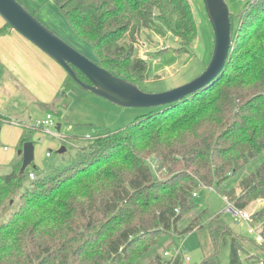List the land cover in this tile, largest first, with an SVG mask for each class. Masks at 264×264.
Wrapping results in <instances>:
<instances>
[{
    "label": "trees",
    "instance_id": "obj_1",
    "mask_svg": "<svg viewBox=\"0 0 264 264\" xmlns=\"http://www.w3.org/2000/svg\"><path fill=\"white\" fill-rule=\"evenodd\" d=\"M54 3L79 44L89 46V58L136 84L148 77L147 61L135 50L144 30L178 41L157 53H188L197 36L189 0ZM77 76L89 82L80 71ZM75 85L67 74L59 100ZM36 131L28 129L20 147ZM263 153L264 0H248L231 31L229 60L213 83L88 140L54 174L31 180L27 168L19 173L20 159L0 175V264H181L159 248L204 225L216 245L230 238V264H247L240 238L220 215L198 209L193 192L210 186L238 210L260 200L251 219L260 220L264 158L252 162ZM200 264H216L215 254Z\"/></svg>",
    "mask_w": 264,
    "mask_h": 264
},
{
    "label": "rangeland",
    "instance_id": "obj_2",
    "mask_svg": "<svg viewBox=\"0 0 264 264\" xmlns=\"http://www.w3.org/2000/svg\"><path fill=\"white\" fill-rule=\"evenodd\" d=\"M29 12L35 16L53 32L63 38L66 42L77 48L87 56L91 50L86 44H79L73 38V32L60 15L54 0H18ZM197 26V36L193 41L188 53L176 54L171 51L157 53L164 47H177L178 41L170 34L158 35L152 30H144L140 41L136 44V56L147 61L148 77L138 83L140 89L146 92H162L181 84H184L199 75L207 66L213 49V32L207 18L202 0H189ZM248 0H225L230 12L231 31L239 22V15ZM10 96V95H9ZM59 105H53L43 109L32 108L25 94H13L6 98V106L16 102L24 109L31 111V119L43 118L48 111L52 114L55 126L52 132L57 135L45 133L37 129L33 134L34 159L27 167L33 171L36 177L46 174H54L64 168L80 152V148L87 144L88 140L97 135L115 131L135 121L139 116L146 114L150 108L123 107L114 104L93 92L75 85L60 97ZM20 121L22 125H14L12 121ZM26 119L22 116L13 117L5 114V121H0V175L11 171L12 166L19 161L18 150L20 140L27 133L24 127ZM60 124V129L56 126ZM64 146L65 151L60 153L59 149ZM49 153V154H47ZM264 158V153L252 163H257ZM151 167H156V159L148 158ZM257 162V163H254ZM252 163L250 165H252ZM210 187V186H208ZM193 197L198 209L207 210L211 216L220 215V219L230 231L240 238L241 258L247 264H255L254 261L264 260V240L258 242L257 238L264 228V217L252 221L241 219L239 213L226 209L225 198L216 190H209L201 186L196 190ZM263 203L260 200L251 202L246 211L251 216H256ZM196 214L195 211L185 215L182 225ZM176 248H181L179 257L181 264H200L210 254H215L216 264H230V238L216 245L212 240L207 226L195 228L180 236L174 235L167 238L161 248L160 254L166 259L164 252L169 251L175 255ZM189 257L185 260L184 257ZM256 259V260H254ZM147 261V260H146Z\"/></svg>",
    "mask_w": 264,
    "mask_h": 264
},
{
    "label": "water",
    "instance_id": "obj_3",
    "mask_svg": "<svg viewBox=\"0 0 264 264\" xmlns=\"http://www.w3.org/2000/svg\"><path fill=\"white\" fill-rule=\"evenodd\" d=\"M202 1L213 32L211 58L205 69L192 80L162 92L143 91L136 83L113 75L53 32L18 0H0V16L11 29L57 62L82 88L119 106L153 108L182 100L207 87L221 74L229 60L231 22L227 3L225 0ZM77 71L89 82L82 81ZM56 129H60V124ZM64 151L62 146L59 152ZM18 153L22 156L19 169L22 174L34 159L33 141H25Z\"/></svg>",
    "mask_w": 264,
    "mask_h": 264
},
{
    "label": "crops",
    "instance_id": "obj_4",
    "mask_svg": "<svg viewBox=\"0 0 264 264\" xmlns=\"http://www.w3.org/2000/svg\"><path fill=\"white\" fill-rule=\"evenodd\" d=\"M5 24L0 16V29H6L5 33L0 34V121H5V114H11L31 122L29 109L23 110L21 104L16 102L11 105V109H14L11 112L9 106L5 105L6 98L18 92L27 96V102L33 104L32 108L52 107L60 102L57 96L67 73L37 46L15 30L5 27ZM73 38L79 43L74 35ZM18 155L22 160L21 154Z\"/></svg>",
    "mask_w": 264,
    "mask_h": 264
},
{
    "label": "built area",
    "instance_id": "obj_5",
    "mask_svg": "<svg viewBox=\"0 0 264 264\" xmlns=\"http://www.w3.org/2000/svg\"><path fill=\"white\" fill-rule=\"evenodd\" d=\"M12 124L18 125V126L22 125L20 123V121H17V120L12 121ZM54 126H55V122H54L53 116L50 112H48L46 114V116L43 118H38V119L31 121V122H25V124H24V127L27 129H41V130H44L45 133H48V134L55 136L57 134L52 132V128ZM87 138H94V137L87 136ZM47 154H49V153H47ZM153 168H156V167L154 166ZM28 176H29V179H31V180L36 178V175L33 171H30L28 173ZM204 187L208 188L209 190H214L212 187H208V186H204ZM193 196H196V191L193 192ZM225 201H226V209L227 210L233 211L235 214H236V212L234 210H236L239 213L241 219L248 220L251 218V214L249 212H247L245 209L244 210H238L235 207H233V205L229 201H227L226 198H225ZM263 240H264V228L262 229L261 233H259L258 238H257L258 242L263 241ZM181 253H183L181 248H176L174 256H172L169 251L164 252L165 256H169L170 259H174L175 257L179 256ZM184 259L188 261L189 257L185 256ZM255 264H264V260H261Z\"/></svg>",
    "mask_w": 264,
    "mask_h": 264
}]
</instances>
